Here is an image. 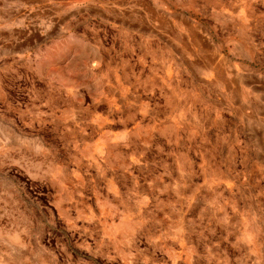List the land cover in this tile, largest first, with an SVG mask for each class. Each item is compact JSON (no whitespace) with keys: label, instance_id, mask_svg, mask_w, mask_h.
<instances>
[{"label":"rangeland","instance_id":"rangeland-1","mask_svg":"<svg viewBox=\"0 0 264 264\" xmlns=\"http://www.w3.org/2000/svg\"><path fill=\"white\" fill-rule=\"evenodd\" d=\"M88 3L0 54V264H264V0Z\"/></svg>","mask_w":264,"mask_h":264},{"label":"crops","instance_id":"crops-1","mask_svg":"<svg viewBox=\"0 0 264 264\" xmlns=\"http://www.w3.org/2000/svg\"><path fill=\"white\" fill-rule=\"evenodd\" d=\"M89 15L88 0H0V54L11 50L34 58L38 71L46 58L42 49L49 51L67 38L87 39Z\"/></svg>","mask_w":264,"mask_h":264}]
</instances>
